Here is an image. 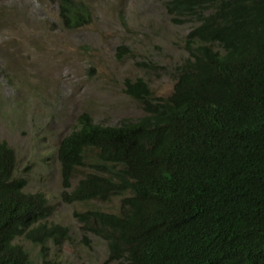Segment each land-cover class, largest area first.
Listing matches in <instances>:
<instances>
[{
  "label": "trees",
  "instance_id": "16d2710c",
  "mask_svg": "<svg viewBox=\"0 0 264 264\" xmlns=\"http://www.w3.org/2000/svg\"><path fill=\"white\" fill-rule=\"evenodd\" d=\"M164 7L192 21L171 94L154 99L142 79L126 80L141 117L100 126L81 114L57 147L61 201L118 200L117 214L73 213L111 262L264 264V0ZM59 18L78 30L90 13L64 2ZM15 162L0 142V264H31L17 239L38 248L40 264H62L47 248L60 247L69 231L48 223L53 205L24 192Z\"/></svg>",
  "mask_w": 264,
  "mask_h": 264
},
{
  "label": "rangeland",
  "instance_id": "374dc122",
  "mask_svg": "<svg viewBox=\"0 0 264 264\" xmlns=\"http://www.w3.org/2000/svg\"><path fill=\"white\" fill-rule=\"evenodd\" d=\"M167 1L0 0V142L14 152L24 192H40L53 205L48 223L68 229L60 247L47 248L62 264H124L109 260L102 240L83 237L73 217L95 208L117 214L118 200L63 203L57 147L81 114L100 126L141 117L124 93L126 80L142 79L154 99L171 94L172 69L188 58L192 21L168 14ZM64 2L85 5L89 24L66 29L59 18ZM16 243L40 264L37 247Z\"/></svg>",
  "mask_w": 264,
  "mask_h": 264
}]
</instances>
